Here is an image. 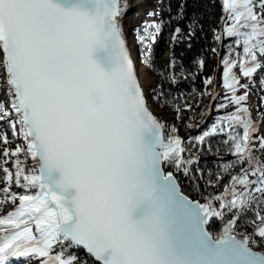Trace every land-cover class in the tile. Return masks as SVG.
<instances>
[{
    "label": "snow or ice",
    "instance_id": "1",
    "mask_svg": "<svg viewBox=\"0 0 264 264\" xmlns=\"http://www.w3.org/2000/svg\"><path fill=\"white\" fill-rule=\"evenodd\" d=\"M262 108L264 0H0V264H264Z\"/></svg>",
    "mask_w": 264,
    "mask_h": 264
},
{
    "label": "trees",
    "instance_id": "2",
    "mask_svg": "<svg viewBox=\"0 0 264 264\" xmlns=\"http://www.w3.org/2000/svg\"><path fill=\"white\" fill-rule=\"evenodd\" d=\"M200 11H203V9H200ZM205 21H206V24H207L208 21H207V14L206 13H205ZM214 22L215 21H214V18H213V20L211 21V23H214ZM209 44H210V41H209ZM193 50H195V48ZM210 63H211V67L212 68H215V61H211ZM197 84L199 85V81H197ZM204 104L205 105L208 104V100L207 99L204 100ZM214 115H215V113L213 114V116ZM181 131L185 132L184 129H182ZM223 154H225V153H223ZM205 165L207 166L205 168L206 171H207L208 168H211L214 171L215 170V166H216V161H215L214 157H212V156L205 157L204 160L202 161V165L201 166L202 167H205Z\"/></svg>",
    "mask_w": 264,
    "mask_h": 264
},
{
    "label": "rangeland",
    "instance_id": "3",
    "mask_svg": "<svg viewBox=\"0 0 264 264\" xmlns=\"http://www.w3.org/2000/svg\"><path fill=\"white\" fill-rule=\"evenodd\" d=\"M249 103L252 105L253 118L255 119V118H257V117H256V112H257L256 105H257V103H258V100H257V98H256L255 96H253V97L250 99V102H249ZM260 111H261V112H264V108L260 109ZM157 112H158V114H160V113H159V110H157ZM163 115H164L165 117H167L169 120L171 119V114H170V113H168V112H164ZM261 127L264 128V123L261 124ZM183 134H184V132L181 131V135H183ZM220 155H221V156H224V155H226V154H223V153L221 152Z\"/></svg>",
    "mask_w": 264,
    "mask_h": 264
},
{
    "label": "bare ground",
    "instance_id": "4",
    "mask_svg": "<svg viewBox=\"0 0 264 264\" xmlns=\"http://www.w3.org/2000/svg\"><path fill=\"white\" fill-rule=\"evenodd\" d=\"M130 2L133 3V4H137L139 2V0H130ZM136 15H137L136 10H132V11L129 12V17H136ZM140 15L142 16V12L140 13ZM125 23L127 25L128 21L126 20Z\"/></svg>",
    "mask_w": 264,
    "mask_h": 264
}]
</instances>
